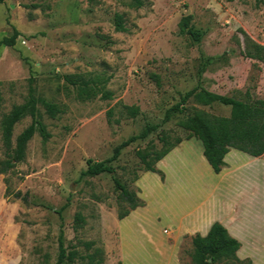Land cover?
<instances>
[{
    "label": "rangeland",
    "instance_id": "obj_1",
    "mask_svg": "<svg viewBox=\"0 0 264 264\" xmlns=\"http://www.w3.org/2000/svg\"><path fill=\"white\" fill-rule=\"evenodd\" d=\"M118 14L127 31L116 30ZM188 15L203 33L200 42L181 32ZM14 27L16 44L0 46V159L6 156L4 120L27 100L31 80L38 96L61 111L52 117L38 105L51 137L35 134L25 161L0 173V264H56L62 223L67 249L77 252L71 264H124L116 222L129 204L114 178L138 193L145 172L138 151L160 150L162 135L187 140L183 114L164 118L199 84L185 114L208 112L213 133L225 128L231 107L208 94L264 98V0H144L142 7L131 0H4L0 40ZM203 55L211 58L205 69ZM125 106L140 113L131 117ZM30 123L27 116L15 125L14 144ZM147 123L160 126L122 149L112 162L115 173L82 175L88 159L110 158ZM192 252L186 239L182 264H194Z\"/></svg>",
    "mask_w": 264,
    "mask_h": 264
},
{
    "label": "crops",
    "instance_id": "obj_2",
    "mask_svg": "<svg viewBox=\"0 0 264 264\" xmlns=\"http://www.w3.org/2000/svg\"><path fill=\"white\" fill-rule=\"evenodd\" d=\"M263 157L233 148L216 173L202 141L183 140L157 163L164 176L145 171L138 177L145 205L117 219L124 264H182L184 241L206 236L215 222L241 242L239 257L255 256L260 260L252 264H264Z\"/></svg>",
    "mask_w": 264,
    "mask_h": 264
},
{
    "label": "trees",
    "instance_id": "obj_3",
    "mask_svg": "<svg viewBox=\"0 0 264 264\" xmlns=\"http://www.w3.org/2000/svg\"><path fill=\"white\" fill-rule=\"evenodd\" d=\"M3 1L4 0H0V2ZM131 1L136 7H142L144 5V0ZM191 19V15L183 17L180 23L181 32L191 35L195 41L200 42L203 38V33L191 24ZM115 25L116 30L127 31V28L123 24L122 16L119 14L115 18ZM19 35V30L14 27L11 36H6L0 40V46L15 45ZM202 57L205 59L203 68L205 69L211 58L204 55ZM32 84L33 80H31L27 100L22 104L14 106L4 120L3 134L6 156L0 159V173H7L13 170L19 163L25 161L28 144L35 134L39 133L45 141L51 137V133L41 119L38 105L42 103L47 113L52 117H55L61 111L56 103L39 97L36 88ZM200 89H202V86L199 84L183 95L177 104L167 110L164 121H170L176 114H183L184 116L179 123L190 132L187 139L194 137L202 141L204 155L216 173H219L227 165L225 156L233 148L254 157L263 156L264 98H253L250 94H247L246 99L215 97L207 93L211 99L231 107L230 117L225 128L219 133H213L210 126L211 116L208 112L198 111L194 114H185L187 98ZM125 109L131 117H135L140 113V108L138 106H125ZM27 116L31 117V123L17 136L14 144V127ZM159 126V124L147 123L140 133L132 135L122 141L114 149L113 155L106 160L94 161L88 159L87 168L82 172V175L97 176L104 173H115L116 169L112 165V162L119 158L122 149L137 140L146 139L149 135L157 131ZM159 139L163 143V147L160 150H139L138 156L144 165L145 171L160 172L164 176L157 168V163L177 147L183 139L177 138L172 142L167 135H162ZM114 182L116 189L120 191V199L129 204V208L119 213V219L128 216L129 213L137 207L145 205V201L138 195L137 191L129 189L128 186L123 184L120 179L116 177L114 178ZM14 196L22 199L26 203L28 202V197L26 194H22L21 191L15 192ZM68 205L69 201L59 211L61 218H63V210L68 207ZM82 220L83 218L78 215L77 221ZM192 245L193 252L191 256L194 264L253 263L251 258L242 259L239 257L237 251L241 247V242L233 237L228 229L220 222H215L206 236L197 235L193 237ZM76 258L77 252L69 251L65 245V234L62 223L59 234V255L56 264H67V262L71 264Z\"/></svg>",
    "mask_w": 264,
    "mask_h": 264
},
{
    "label": "built area",
    "instance_id": "obj_4",
    "mask_svg": "<svg viewBox=\"0 0 264 264\" xmlns=\"http://www.w3.org/2000/svg\"><path fill=\"white\" fill-rule=\"evenodd\" d=\"M166 232H170V231L167 229Z\"/></svg>",
    "mask_w": 264,
    "mask_h": 264
}]
</instances>
